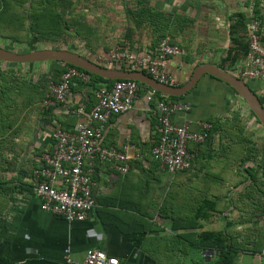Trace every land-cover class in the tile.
Here are the masks:
<instances>
[{"label": "crops", "instance_id": "0c3cea01", "mask_svg": "<svg viewBox=\"0 0 264 264\" xmlns=\"http://www.w3.org/2000/svg\"><path fill=\"white\" fill-rule=\"evenodd\" d=\"M253 2L185 0L180 6V1L169 0L170 11L184 7L187 26L174 39L167 36L191 46L187 49L184 45L179 56L167 61L177 86L186 83L200 65L222 69L227 48L232 45L230 18L238 13L247 18ZM260 11L264 19V0ZM125 32L114 40L111 34L102 39L94 57L125 42L135 50L152 52L163 38L152 50L155 35L147 27L131 24ZM199 43L207 48L197 55L195 47ZM236 72L227 73L237 77ZM209 76H201L196 87L184 96L192 110L187 116L174 115V123L218 119L220 126L223 124L221 115L233 92ZM95 93L93 87L75 82L63 104L42 109L40 101L29 107L28 115L0 119V264H69L65 250L71 264H81L90 248L102 250L120 264H218V250L205 246L207 242L201 239L204 233L225 238V245L233 253L232 264H261L258 253L264 242V165L259 159L263 158L253 159L251 153H244L236 136L224 134L221 126L207 143L189 145L194 156L190 170L175 174L161 171L151 157L158 139L157 120L142 92L137 93L128 112L108 120L101 141L103 147L116 149L131 145V155L139 154V159L130 163L125 174L108 164L94 165L96 205L88 219L70 224L40 209L32 190L33 173L51 148V134L57 127L72 131L78 118L70 111L80 103L88 111L95 104ZM250 118L257 129L264 131L255 117Z\"/></svg>", "mask_w": 264, "mask_h": 264}, {"label": "built area", "instance_id": "2783aa9c", "mask_svg": "<svg viewBox=\"0 0 264 264\" xmlns=\"http://www.w3.org/2000/svg\"><path fill=\"white\" fill-rule=\"evenodd\" d=\"M245 27L247 51L237 66L236 76L249 87L255 88V95L264 108V19L254 14L250 5ZM180 47L169 36L163 37L153 52L135 50L128 42L116 45L96 56V62L107 68L126 71H140L168 86H177L167 68V61L181 54ZM76 81L87 83L89 75L76 67H68L58 83H51L49 93L41 102L42 109L65 103L71 86ZM133 80H117L110 89L95 93V104L86 111L84 104H78L70 111L78 118L72 131L55 128L51 134L52 144L41 159L43 164L34 171L32 190L40 201V209L73 224L84 222L95 208L94 165L108 164L111 169L125 174L130 163L139 159V154L130 153L133 146L121 149L101 145L103 130L108 120L128 112L137 93L142 92L146 103L152 105L157 120L158 139L151 150L152 160L161 171L169 174L188 171L192 167L193 154L189 145L207 142L212 124L208 120H184L173 122L174 115H189L192 105L184 101H170L159 98L153 89ZM252 88V87H251ZM65 250L66 262L71 264ZM264 264V242L258 253ZM81 264H120L115 257L96 248L87 249Z\"/></svg>", "mask_w": 264, "mask_h": 264}, {"label": "trees", "instance_id": "16d2710c", "mask_svg": "<svg viewBox=\"0 0 264 264\" xmlns=\"http://www.w3.org/2000/svg\"><path fill=\"white\" fill-rule=\"evenodd\" d=\"M142 1L143 0H137V8L139 9L131 13L134 18L133 25L136 28L147 27L154 33L155 42H152L153 45L151 46H154V48L151 47L152 50L156 48L155 45L160 38L169 35L174 39L177 36L176 34H179L187 26L184 7L179 8L182 12L174 9L166 14L161 10L144 5ZM23 2L27 4L24 7ZM260 7L261 0H254L253 8L255 14L258 16L261 13ZM73 12L69 0H0V38L12 39L16 43H20L25 37V42L33 40L38 43L42 41H56L58 38L72 33L80 39H86L89 43L88 54H91L87 57L97 63L94 55L100 48L99 36L94 35L91 27L83 22L81 19L83 17L82 15L78 17V15H73ZM16 20L23 21L22 25L24 26L21 28H24V32L19 31V34L17 33L18 35H12L9 32L6 33L7 30L18 32L17 25L14 23ZM248 21L249 19L246 18L243 13H238L232 17V23L229 26V35L232 45L227 48L226 57L221 65V68L227 72L233 73L234 70H236V65L242 61L246 54L247 42L245 38V27ZM91 39L98 43L93 45ZM1 63L5 66L15 65L5 62ZM52 64H54V67L52 68V72L45 77L47 80H42V78H40L35 81L19 79L14 73L1 70L0 68V119H10L13 115L10 113L12 111H18V116H13L14 119L20 118L24 113L23 111H27L29 107L43 101L49 93L50 84L58 83L62 73H64L68 67H72L62 62H52ZM85 73L88 74L87 72ZM88 75L89 82L82 83L76 81V83L89 88L93 87L94 92L101 90L102 86H104L105 89H110L115 82L103 79L99 76ZM209 77L215 79L211 76ZM229 89L236 94L233 89L230 87ZM157 96L170 101L179 100L187 102L183 99L184 96L174 98L164 96L160 93H157ZM19 113H21L20 116ZM249 113L251 114L250 116L255 117L251 111H249ZM219 121L218 119L209 120L212 124L209 137L217 128L220 129L221 126ZM257 123L260 125L258 121ZM234 133V129L232 128L227 132V134ZM242 139L244 138L242 137ZM244 141L247 142L248 140L246 141V139H244ZM252 155V157H254L253 159H256L258 156L263 158L259 160L263 163L262 165H264V150H262V154L260 155ZM260 166L261 164L258 165V167ZM201 239L203 242H207L205 246L218 250V264H232L233 253L228 250L229 246L225 245V238L215 233H204L201 235Z\"/></svg>", "mask_w": 264, "mask_h": 264}, {"label": "rangeland", "instance_id": "374dc122", "mask_svg": "<svg viewBox=\"0 0 264 264\" xmlns=\"http://www.w3.org/2000/svg\"><path fill=\"white\" fill-rule=\"evenodd\" d=\"M72 5L73 15L83 16L81 19L85 24L89 25L93 30L94 35L99 36V40H104L105 37L110 35L111 28L115 33L111 34L113 39L120 37L122 34H125V29L129 28L133 23L132 12L137 11L139 8L137 5V0H69ZM180 3L178 5H182L185 0H178ZM144 5L150 6L154 9L161 10L163 13L168 14L171 10V6L168 5L169 0H143ZM27 5L23 2V7ZM179 6V7H180ZM164 9V10H162ZM171 12V11H170ZM15 14V13H12ZM230 23H232V17L230 18ZM81 20V21H82ZM22 20H16L14 23L17 25L18 32H13L7 30L6 33H10L12 35H18L19 31H23L21 27ZM6 26V25H5ZM7 27V26H6ZM136 28V27H135ZM22 29V30H21ZM132 31V30H131ZM24 32V31H23ZM18 33V34H17ZM116 34V35H115ZM117 36V37H116ZM200 37V36H199ZM25 37L22 39V42L16 43L12 39L0 38V48L2 47L5 50L14 52V53H28L31 51L44 50V49H62L68 50L71 52L78 53L80 55H85L89 53L88 45L89 43L86 39H80L76 37L74 34L70 33L65 35L62 38H58L56 41H28L25 42ZM98 40V41H99ZM180 48L187 45L186 48L189 49L191 46H188V43H182L175 40ZM174 41V42H175ZM93 45H96L98 42L93 41L91 39ZM116 45H114L115 47ZM206 46L203 44H198L195 47V52L199 55L201 52L206 50ZM111 49V48H110ZM220 50L219 53H221ZM219 54H215L217 57ZM217 63L221 64V61ZM53 65L51 62L35 63V64H15V65H4L0 62L1 70H5L7 72H12L19 79L32 80L35 81L37 79L42 78V80H47V77L51 72ZM44 78V79H43ZM41 80V81H42ZM229 104L225 106L223 111V116L221 124L223 128V133L227 134V132L232 128L234 129V134L237 135L234 139L236 143L240 146L241 150L246 154H262V150H264V131L257 129L253 122L249 121L252 117L249 114L247 106L244 101L236 96L234 93L232 95H228ZM28 115L29 109L23 111ZM13 116H18V111L10 112ZM23 113V115H24ZM21 113H19V116ZM25 115V117H26ZM238 117V118H237ZM235 125V126H234ZM222 133V132H221ZM240 136V137H239ZM224 137V136H223ZM246 139L247 142L240 143L241 138ZM250 141V142H249ZM224 143V142H223ZM223 145V144H222ZM248 152V153H247Z\"/></svg>", "mask_w": 264, "mask_h": 264}, {"label": "water", "instance_id": "95a60500", "mask_svg": "<svg viewBox=\"0 0 264 264\" xmlns=\"http://www.w3.org/2000/svg\"><path fill=\"white\" fill-rule=\"evenodd\" d=\"M0 61L9 64H30L40 62H62L72 67L79 68L88 74L99 76L109 81L133 80L156 92L167 96L180 98L196 87L201 76L208 74L228 85L241 98L249 111L253 113L257 121L264 129V108L260 104L255 93L239 78L213 65H200L192 72L189 80L181 86H168L158 83L148 75L140 71H126L120 68H107L99 65L88 57L68 50L44 49L28 53H14L0 48Z\"/></svg>", "mask_w": 264, "mask_h": 264}]
</instances>
